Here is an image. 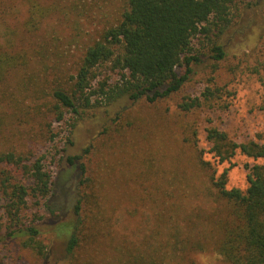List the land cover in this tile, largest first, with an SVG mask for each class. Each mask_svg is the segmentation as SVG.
I'll list each match as a JSON object with an SVG mask.
<instances>
[{
	"label": "rangeland",
	"instance_id": "374dc122",
	"mask_svg": "<svg viewBox=\"0 0 264 264\" xmlns=\"http://www.w3.org/2000/svg\"><path fill=\"white\" fill-rule=\"evenodd\" d=\"M38 1L54 11L34 34H26L22 22L27 18V4L0 0V26L10 27L16 38H22L19 48L29 42L33 59L28 69L11 72L0 84L4 100L10 104L19 100L23 107L13 118L6 116L0 152L30 150L48 155L46 169L52 175V191L44 199L46 204L39 206L30 194L22 212L27 221L42 218L35 223L41 232L44 259L18 240L0 238V264H124L130 256L142 255L163 256L155 264H179L175 256L166 253L168 222L155 220H160V214L162 219H181L194 212L205 216L220 207L204 192L209 188L208 176L197 168L196 151L204 150L203 159L209 160L217 173L228 168L227 188L245 189V164L264 163V158L254 161L237 151L229 163L220 164L207 153L206 142V130L216 128L234 142L254 141L264 146V0H234L223 60L203 58L179 91L153 104L141 99L129 105L122 99L85 110L71 133V145L65 142L72 122L68 114L61 124H52L56 135L49 140L44 127L47 119H42L45 109L35 111L44 93L35 89L46 88L42 83L45 78L48 82L61 77L69 81L85 48L118 22L125 0ZM203 41L199 36L195 47L201 49ZM41 59L45 68L57 69L44 74ZM207 87L220 88L210 101L212 106L203 104L189 112L176 107L183 98L200 95ZM125 107L114 121L115 113ZM64 142L65 151L55 153ZM89 145L92 153L83 159L91 181L79 185L78 164H69L68 158L81 155ZM80 196L86 226L81 230L80 246L68 256L63 228L73 224V207ZM4 201L0 200V236L5 234ZM95 202L101 213L91 217ZM94 218L98 232L87 229V221ZM104 220L111 228L107 229ZM175 223L180 225L181 220ZM160 250L165 253L158 254ZM193 259L195 264H227L212 250L199 251Z\"/></svg>",
	"mask_w": 264,
	"mask_h": 264
},
{
	"label": "trees",
	"instance_id": "16d2710c",
	"mask_svg": "<svg viewBox=\"0 0 264 264\" xmlns=\"http://www.w3.org/2000/svg\"><path fill=\"white\" fill-rule=\"evenodd\" d=\"M2 1V0H1ZM27 6V18L22 26L26 34H34L54 8L44 6L38 0H22ZM234 0H125V6L115 25L104 29L99 39L88 45L74 76L56 78L42 83L46 88L37 87L44 95L43 102L35 111L45 109L42 119H47L44 127L49 140L56 135L53 126L61 124L66 114L72 122L65 142L72 144L71 133L84 114L96 106L111 105L118 100L135 104L141 99L153 104L179 91L189 80L193 66L210 58L214 62L223 60L227 51L224 39L231 28V6ZM1 21V20H0ZM204 37L201 49L195 47L194 40ZM10 27L0 26V84L11 72L26 70L33 61L29 42L16 38ZM37 64V62H36ZM40 64H45L40 60ZM57 69L42 65L43 73ZM38 72V71H37ZM54 75L55 71H51ZM114 76V77H113ZM36 77V75H35ZM220 88L207 87L197 96H187L176 107L189 112L210 101ZM46 96V97H45ZM13 100V99H12ZM19 100L12 104L5 101L0 93V131L5 118H13L18 109H23ZM127 107L115 113L114 121ZM71 121V120H70ZM43 125V123H42ZM106 129H103L105 133ZM63 147L55 153L60 155ZM197 140H194V145ZM206 142L211 158L220 164L229 163L239 151L256 161L264 158V146L254 141L237 143L216 128L206 130ZM91 145L83 149L81 155L68 158L69 164H78L79 185L91 181L87 177V164L83 158L89 156ZM204 150H197L195 161L199 171L208 176V186L204 192L217 202L210 215L194 212L181 219L163 218L157 223L168 222L166 227V253L175 256L179 264H195L194 254L212 250L227 264H264V163L245 164V189L227 188L228 168L217 173L209 160H204ZM48 155L21 151L0 152V200L5 217V234L0 238L18 240L24 248H30L43 256L44 246L39 241L41 234L35 223L40 216L29 221L22 215L31 194L35 205H45L53 187L51 173L46 169ZM55 155L51 158L54 160ZM61 157V156H60ZM27 181V183L25 182ZM98 202H95L89 216L97 217ZM81 196L73 207L74 222L64 227L65 251L68 256L80 246V234L86 226ZM194 215V216H191ZM171 216V215H170ZM181 220V224L175 221ZM107 224V229L111 226ZM90 231H99L98 221H87ZM104 228L101 226V231ZM111 231H114L112 227ZM89 237V234H88ZM162 239V238H161ZM160 239V240H161ZM155 252V250L153 251ZM165 253L159 251L158 254ZM163 258V256H162ZM161 257L151 256L128 258L124 264H155ZM164 259V258H163Z\"/></svg>",
	"mask_w": 264,
	"mask_h": 264
}]
</instances>
